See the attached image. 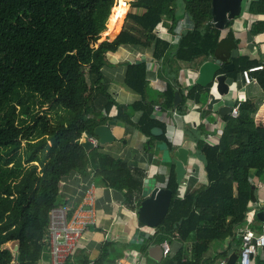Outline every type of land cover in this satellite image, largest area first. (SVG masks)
Listing matches in <instances>:
<instances>
[{"label":"trees","instance_id":"trees-1","mask_svg":"<svg viewBox=\"0 0 264 264\" xmlns=\"http://www.w3.org/2000/svg\"><path fill=\"white\" fill-rule=\"evenodd\" d=\"M123 3L144 14H129L122 34L111 43L107 23ZM246 12L264 16V0H250ZM183 19L187 27L178 34ZM160 25L167 26L170 40L159 35ZM222 33L213 21V0H118V5L115 0H0V264H39L50 249V210L63 206L61 183L72 174L94 175L98 185L121 193L130 209L139 207L148 177L145 166L104 153L100 145L87 151L77 141L86 132L94 134L97 127L116 122L143 134L146 152L162 143L172 151L155 106L171 115L175 109L184 113L188 100L205 107L204 96L210 98V88L198 84L186 98L177 79L180 69L198 70L217 58L224 63L221 74L234 64L229 75L237 77L258 65L233 57L238 41L232 32L226 39ZM250 33L264 34V21L253 23ZM122 46L152 49L155 60L171 70L177 66L164 92L151 88L148 60L128 62L123 85L142 99L118 101L110 91L114 80L103 69L110 66L109 53ZM253 75L264 92V69ZM176 92L182 97L178 105ZM256 112L249 100L238 119L225 117L217 146L202 139L205 124L185 129L209 184L189 186L180 196L172 165L164 187L172 190L173 199L156 230V244L178 241L184 247L163 264H218L228 253L205 259L215 244H241L237 231L245 226L250 203L258 199L252 179L264 178V128L257 127ZM155 128L164 133L155 136ZM110 246L116 244L106 243L96 264H114ZM258 264H264V254Z\"/></svg>","mask_w":264,"mask_h":264},{"label":"crops","instance_id":"crops-1","mask_svg":"<svg viewBox=\"0 0 264 264\" xmlns=\"http://www.w3.org/2000/svg\"><path fill=\"white\" fill-rule=\"evenodd\" d=\"M121 6H125L127 8L125 20L121 28L123 32L129 14L135 13L138 15H143L144 11L143 9L133 8L126 3L121 4ZM257 21H264V16H254L246 12V14L234 22L227 31H222V39H226L232 32L234 40L238 41L237 47L231 52L233 57L245 58L243 61L244 64L247 62L252 64H254L253 62L258 63V65H252L251 67L260 65L264 66V34L253 36L250 33L252 24ZM157 32L161 37L169 40L172 38V35L168 33L166 25H160ZM120 34L115 37L112 36L111 32L109 31L107 38H109L110 42L113 43ZM108 60L110 66L104 68L103 70L106 72H111L109 73V76L114 80V82L110 86V91L121 103L131 104L142 99L141 94L126 89L121 82L125 79L127 69L125 70L124 76L119 70L124 68L122 66H125L124 64L128 62L136 63L142 60H148V62H157L161 66L160 70L157 73L152 71L149 72L150 86L153 90L159 93L164 92L168 86V82L171 81V78H175L176 76L173 70L177 69V66L171 70V68L165 65L162 61L155 60L153 58L152 49L143 50L142 48L136 46H122L117 53H109ZM183 69L194 70L198 71L199 73V69L196 70L184 67L180 69V72ZM234 70L235 65L230 64L227 67V73L224 74L227 76V83L232 89V92L228 98L234 99L238 93L245 94L248 98V101H252L257 106V112L253 116L257 127L264 128V92L260 87L257 78L253 75L257 83L253 85H246L240 73L237 75V77H231V75H229ZM180 72L177 76V79L181 88H184L187 84L183 78L180 77ZM116 79H119V81ZM209 102L210 98L207 97V104H209ZM222 107L223 102H220L215 105L214 110H211L209 107L205 106L197 110H191L189 112L185 111V116L182 115L183 117L180 118L174 117L173 111L171 112V115H168V113H165L164 111L157 113L162 117V119H164L163 121L165 124L171 122L174 128L177 127V129L183 130L184 139L181 140L182 142L179 140L180 143L178 144H182V146L193 150L195 147L192 146L193 142L191 139L186 136L185 129L187 127H193L196 129L202 124H207V137L218 134V130L222 126L220 124L221 122H224V118H221L219 112ZM205 110L209 112L207 115L204 113ZM113 113L116 115L117 109H115ZM216 117L220 118L219 122L216 120ZM217 123L219 124L217 125ZM225 127L226 124L224 125V128ZM112 130L117 139L111 144H99L101 146L102 152L125 159L132 166L138 167H146L147 165L143 163V153H146L149 156L153 154L155 160H157V157L153 151L146 152L147 138L139 131L135 130L134 128L122 127L118 124H116V126H112ZM206 135H202V139ZM166 137L168 140L170 139L168 134H166ZM169 142H171V140H169ZM172 146L174 148L173 150H175L179 145H174L172 143ZM194 154L196 153L194 152ZM192 169L196 170V172L193 174L191 172ZM171 170L172 164H164L163 162L161 167L158 169L156 161H154L153 166L150 167L148 177H155L159 174H163L167 177ZM252 180L257 185L258 196H260V190L264 187L261 179L254 176ZM207 184H209V180L206 178L204 165L197 157V160L193 159L189 166V179H185L183 181V185L179 189L180 196L183 197L185 195L186 191L189 189V186L193 189ZM92 185L95 186L96 190L98 222L95 226H91L84 234L75 254L70 258L69 263L96 264L102 257L104 249H106L104 246H106V243H110L113 245L116 244V246H110L111 248L108 249V251L111 252L110 258L113 260L114 264H148L144 258L145 253L146 257L152 253V255L156 256V258L161 259L158 264H163L168 256H166L164 253L163 257V252L160 251L161 248L163 249V245L158 246L156 244V231L146 227H141V225L138 223V219L134 213V210L125 205L123 195L118 191L98 185L94 175L81 176L75 173L65 178L61 183V198L63 206L72 210L73 208L80 205L87 189ZM261 199L264 198L259 197V200ZM258 227L259 225L257 224L252 228ZM242 230L243 229L241 228L237 232L241 234ZM170 245L175 253L180 252L184 247V245L178 241ZM213 247L214 250L210 251L209 255H207L205 258L206 260L209 258L213 260L217 259L219 256L226 253H228V256L224 259H228L234 252H236L235 250L237 248H240V246L234 244V241H227L224 244H215ZM231 248L232 250H230ZM261 254L262 253H260V255ZM39 264H51L50 251H48L43 256V259L39 262Z\"/></svg>","mask_w":264,"mask_h":264},{"label":"built area","instance_id":"built-area-1","mask_svg":"<svg viewBox=\"0 0 264 264\" xmlns=\"http://www.w3.org/2000/svg\"><path fill=\"white\" fill-rule=\"evenodd\" d=\"M250 0H245L246 9L248 7V3ZM187 27L186 21L183 19L178 27V34L181 30ZM179 35L175 38L178 40ZM161 66L157 62H148V70L157 73L160 70ZM264 69L263 65L250 67L248 69L243 70L241 73L242 78L246 85L256 84L257 81L254 78L253 74L255 72L261 71ZM180 77L186 82L187 85L183 88L184 96L188 98L189 89L197 84L198 79V71L183 69L180 72ZM248 98L245 94L238 93L234 98V105L230 112V117L234 120L238 119L240 108L243 103H246ZM202 105L196 104L193 101L188 100L186 107L184 108L186 112L191 110H197L201 108ZM203 108V107H202ZM161 106L157 104L155 106V116L157 119H162L161 116L158 115L157 112H161ZM184 113L179 112L177 110H173V116L176 118L183 117ZM185 116V115H184ZM216 120L219 122L220 118L216 117ZM166 121V120H165ZM168 122V121H167ZM219 123H217L218 125ZM207 125V124H206ZM222 125L218 130L219 133L214 136L207 137L204 136L203 140L211 145H219L222 133L224 131V122H221ZM167 132L169 136V140L174 145L181 146L179 140L184 139L183 130L174 128L171 122L166 124ZM207 127V126H206ZM93 144L94 148L99 147V142L96 138L89 139ZM170 142V143H171ZM182 142V141H181ZM171 143V144H172ZM143 163L147 164L145 167V171L147 175H149L150 167L153 166L155 161V157L153 154L150 156L146 153H143ZM194 159L197 160L196 154L193 155ZM252 183L256 186L252 180ZM257 197L256 201H252L249 205V210L246 212V221L245 225H248L247 229H243L241 231L242 234H239L241 239L240 248L238 249L239 259L236 264H258V258L261 253L264 254V220H260L258 215L259 213L264 214V199L259 200L258 196V188H257ZM96 190L95 186H90L85 196L82 200V203L72 210L64 207L62 205H57L50 210L49 213V225H48V238L50 243V256H51V264H65L76 252L81 239L84 234L91 226H95L98 222V214H97V205H96ZM137 206V204H135ZM137 209L134 211L137 216ZM259 225L258 228H252L256 225ZM163 250L166 256L173 255V249L171 245L166 242L163 245ZM229 259H223L218 264H228Z\"/></svg>","mask_w":264,"mask_h":264},{"label":"water","instance_id":"water-1","mask_svg":"<svg viewBox=\"0 0 264 264\" xmlns=\"http://www.w3.org/2000/svg\"><path fill=\"white\" fill-rule=\"evenodd\" d=\"M244 14H246L245 0H213V21L215 27L223 32L227 31L229 25L242 18ZM118 37L115 40H117ZM140 63H142V61H140ZM222 68L223 63L221 60L210 58L209 61H206L199 68L197 84L203 88H210V102L206 104V106L211 110L215 109V105L223 102V107L219 112L221 118H225L230 115L234 105V99L228 98L232 89L227 83V76L221 74ZM181 100V94L176 92L175 105H178ZM116 124V122H110L109 124L101 125L96 128L94 134L86 132L84 138L78 140L77 144L82 145L87 151H92L95 148L89 140L91 138H96L100 145L113 143L117 137L113 133L112 126H116ZM163 133L164 131L161 128H155L153 130L155 136H161ZM167 152L168 158L164 160V164H172L175 166L176 181L179 188H181L183 181L189 179V166L194 159L192 158L194 151L181 145L175 150H172V152ZM191 172L193 174L196 170L192 169ZM165 183L166 176L163 174H159L155 177H147L145 180L144 199L138 207L137 219L140 225L148 229L155 231L159 229L168 215L173 199V192L171 189L164 187ZM260 216L261 220H264V214ZM19 248L20 246L17 245L15 251H18ZM160 251L163 252L162 256L164 257V250L161 248ZM145 255L144 258L148 264H158V262L161 261V259L153 256L152 253L147 257ZM228 259V264H236L239 259L238 252H234Z\"/></svg>","mask_w":264,"mask_h":264},{"label":"rangeland","instance_id":"rangeland-1","mask_svg":"<svg viewBox=\"0 0 264 264\" xmlns=\"http://www.w3.org/2000/svg\"><path fill=\"white\" fill-rule=\"evenodd\" d=\"M116 1V5H118V0H115ZM135 1H138V0H135ZM132 7H133V5H132ZM112 16H113V14H111V16L109 17V21H108V23H107V29H108V26H109V24H110V22H111V19H112ZM103 20V19H102ZM110 31V30H109ZM121 32H122V30H121ZM120 34V33H119ZM115 37L117 36L116 34L114 35ZM125 66H122V67H124V68H122V69H120L119 71L121 72V73H123V76H124V74H125V70H126V64H124ZM194 68H196V67H194ZM109 73H111L110 71H107V74L108 75H110ZM122 76V75H121ZM117 81H119V79H116ZM122 80V79H121ZM123 84H124V81H121ZM206 97V98H205ZM204 99L206 100V103H207V96L205 95L204 96ZM83 138H84V136H83ZM82 138V139H83ZM81 139V140H82ZM167 148V149H166ZM193 150H194V152L196 153V148H193ZM167 151H170V149H168V146L165 144V143H162V144H160L157 148H155L154 147V149H153V152L155 153V155H156V157H157V160H156V165H157V168L159 169L160 167H161V165H162V163L164 162V160H167V155H168V152ZM196 156H197V153H196ZM198 157V156H197ZM261 182H262V184H263V186H264V178L263 179H261ZM257 189V188H256ZM261 192H260V198H264V187L260 190ZM261 213H259V215H258V217H259V219H261ZM242 229H247L248 228V225H245V226H242L241 227ZM214 250V247L212 248V250L211 251H213Z\"/></svg>","mask_w":264,"mask_h":264},{"label":"bare ground","instance_id":"bare-ground-1","mask_svg":"<svg viewBox=\"0 0 264 264\" xmlns=\"http://www.w3.org/2000/svg\"><path fill=\"white\" fill-rule=\"evenodd\" d=\"M127 13V8L125 6H121L120 8L115 9L114 11V17L111 19L110 23V32L111 35L114 36L115 34L118 35L121 31V28L123 26V22L125 20V16Z\"/></svg>","mask_w":264,"mask_h":264}]
</instances>
